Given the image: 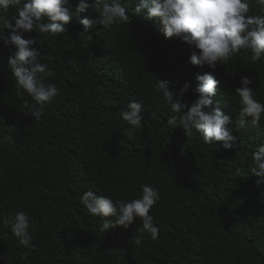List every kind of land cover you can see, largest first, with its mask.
I'll return each mask as SVG.
<instances>
[{
    "label": "trees",
    "instance_id": "16d2710c",
    "mask_svg": "<svg viewBox=\"0 0 264 264\" xmlns=\"http://www.w3.org/2000/svg\"><path fill=\"white\" fill-rule=\"evenodd\" d=\"M119 2L127 24L95 25L82 36L80 21L94 18L83 13L73 15L59 36L23 34L37 40L53 73L38 79L60 89L39 121L30 115L34 101L12 76L9 51L0 47V216L25 212L33 237L25 248L0 223V264H264V183L257 186L261 178L250 172L251 153L264 143V114L257 125L248 118L240 129L235 95L247 76L254 98L264 103V56L254 63L242 50L215 70L191 66L186 43L166 39L157 19L134 12L140 0ZM249 4L248 15L264 16L256 0ZM208 72L222 82L213 106L232 116L236 141L230 150L220 142L204 144L195 130L188 136L179 124L168 125L172 113L156 87L168 81L178 91L187 82L190 104L195 76ZM133 101L142 105L143 120L130 140L120 113ZM5 136L11 142H3ZM145 184L160 194L149 212L156 239L137 232L138 219L127 229L101 231V218L80 204L89 190L130 202Z\"/></svg>",
    "mask_w": 264,
    "mask_h": 264
},
{
    "label": "clouds",
    "instance_id": "9594fccd",
    "mask_svg": "<svg viewBox=\"0 0 264 264\" xmlns=\"http://www.w3.org/2000/svg\"><path fill=\"white\" fill-rule=\"evenodd\" d=\"M256 4L264 7V0H256ZM13 8L15 14L4 18L3 13ZM249 8V0H140L134 12L144 13L146 19H157L166 39L175 37L186 43L191 51L187 61L189 65H206L215 70L242 50L251 52L254 63L264 56V16L248 15ZM126 12L119 0H76L74 7L70 0H0V47L10 53L8 63L18 89L34 101L29 109L34 120L41 119L44 107L60 94V89L54 83L45 85L38 79L37 74L51 76L53 73L42 62L43 58L35 47L37 40L25 39L23 34L35 31L59 36L67 31L65 26L73 15L90 13L94 14V18L92 15L85 16L80 21L83 28L79 32L82 36H90L89 30L95 25L110 28L129 23L130 17ZM5 29L9 30L7 36L3 35ZM70 63L76 67L75 62ZM195 81L198 87L190 104L184 99L190 86L187 82L176 91L169 88L168 81H157L156 87L172 113L167 124L172 128L179 124L188 136L195 130L206 145L220 142L219 147L224 150L232 149L236 137L229 127L233 123L231 113L213 106L218 85L222 82L212 72L197 74ZM252 82L244 76L235 89L240 104V119L237 122L240 129L248 127V118L251 125H257L264 114V103L254 98V89L250 87ZM25 105L28 106L27 100ZM142 112V105L133 101L127 105V110L120 113L122 121L128 125L125 132L130 140L142 127ZM3 142H11V138L5 136ZM251 160L250 172L261 178L257 181L259 186L264 183V143L252 151ZM141 190V196L130 202L122 199L114 202L89 190L80 197V204L92 217L101 218V231L117 227L127 229L138 219L142 226L137 232L150 233L152 239H156L159 230L149 212L158 203L160 194L148 184L141 185ZM0 223L10 227L20 245L25 248L31 246L30 218L25 212L0 216ZM135 242L141 244L142 237L136 236ZM0 260H4V256H0Z\"/></svg>",
    "mask_w": 264,
    "mask_h": 264
}]
</instances>
